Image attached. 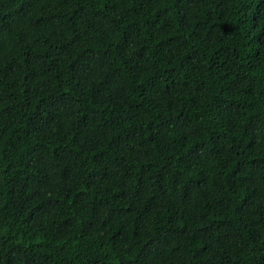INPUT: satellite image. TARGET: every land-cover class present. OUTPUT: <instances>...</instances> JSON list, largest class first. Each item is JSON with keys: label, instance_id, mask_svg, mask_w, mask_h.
Listing matches in <instances>:
<instances>
[{"label": "trees", "instance_id": "trees-1", "mask_svg": "<svg viewBox=\"0 0 264 264\" xmlns=\"http://www.w3.org/2000/svg\"><path fill=\"white\" fill-rule=\"evenodd\" d=\"M0 264H264V0H0Z\"/></svg>", "mask_w": 264, "mask_h": 264}]
</instances>
